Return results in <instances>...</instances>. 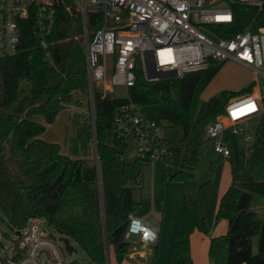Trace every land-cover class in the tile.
Listing matches in <instances>:
<instances>
[{
	"label": "trees",
	"instance_id": "obj_1",
	"mask_svg": "<svg viewBox=\"0 0 264 264\" xmlns=\"http://www.w3.org/2000/svg\"><path fill=\"white\" fill-rule=\"evenodd\" d=\"M234 20L220 33L228 36L249 26L264 25L261 6L234 3ZM92 28V27H91ZM80 16L72 0H61L50 37L52 63L38 44L34 25H26L17 51L0 58V210L12 230L30 218L44 217L55 229L76 241L90 260L105 264L104 242L121 263L129 241L125 239L130 213L139 212L141 201L132 198V184L142 179L145 159L129 156L126 139L112 126L116 107L126 102L156 105L167 127L180 128L170 137L169 152L160 165V180H178L182 206L165 264H194L190 236L205 226L195 171L200 160L206 125L224 113L238 92L221 90L202 100L201 91L220 66L147 82L140 74L127 88V98L95 95V149L98 161L71 158L55 142L40 136L75 93L87 92L85 51ZM37 115L43 121L36 119ZM264 160V143L255 130L246 152L230 162V183L220 197L216 222L224 219V234L210 237V264H264V216L251 209L255 195L264 194V181L254 168ZM206 230V228H205ZM258 250H252V237Z\"/></svg>",
	"mask_w": 264,
	"mask_h": 264
},
{
	"label": "built area",
	"instance_id": "obj_2",
	"mask_svg": "<svg viewBox=\"0 0 264 264\" xmlns=\"http://www.w3.org/2000/svg\"><path fill=\"white\" fill-rule=\"evenodd\" d=\"M60 1L0 0V58L17 51L26 25L32 24L45 59L52 63L50 37ZM72 2L80 16L85 51L88 106L85 115L90 116L94 130L96 94L114 96L113 89L118 86L127 90L135 83L137 74L147 82H154L181 78L232 61L249 70L253 79L249 89L227 101L221 117L206 125L205 139L225 158L232 154L225 131L251 139L249 122L264 113V25L250 23L228 36L220 34L225 29L215 26L233 22L234 3L259 7L264 0ZM127 97L126 93L123 98ZM167 125V120L146 117L140 106L132 102L117 106L112 116L116 135L134 142L133 154L122 157L145 159V166L152 170L157 162L164 163L168 155L169 142L164 135ZM44 223L54 229L56 236L48 232ZM13 230V236L5 244L0 243V264H42V258L54 264H71L61 252L64 243L60 234L44 217L30 218L21 228ZM126 235L136 237L144 247L153 246L158 239V226L152 214L147 220L130 213ZM104 257L108 264V254Z\"/></svg>",
	"mask_w": 264,
	"mask_h": 264
},
{
	"label": "rangeland",
	"instance_id": "obj_3",
	"mask_svg": "<svg viewBox=\"0 0 264 264\" xmlns=\"http://www.w3.org/2000/svg\"><path fill=\"white\" fill-rule=\"evenodd\" d=\"M252 79L253 75L249 70L232 61H227L220 65L215 76L201 91L200 98L202 100L208 99L221 90L238 92L242 88L248 87ZM126 91L124 87L118 86L114 87L113 94L116 97H124L126 96ZM241 93H236L229 99ZM86 99L87 93H75L71 103L59 112L52 124L46 126L45 131L40 137L45 141L57 143L60 147V152L71 158H85L96 163L98 158L95 149V134L89 119L90 116L85 115L88 108ZM79 101L82 102L80 105H78ZM140 112L155 121L160 120L159 109L156 105L140 106ZM221 116L222 114L218 115L216 119ZM36 119L43 121L41 115H37ZM255 130L264 143V113L258 119H252L249 122V133L253 135ZM164 135L167 139L178 137L181 135V129L167 127L164 130ZM224 135L229 139L232 155L225 158L214 151L211 143L206 142L201 147L200 160L195 171L196 181L199 185L200 214L205 217V226L201 230L198 228L194 229L190 236V252L194 264H209L208 244L210 237L226 232V220L221 219L216 222L219 200L230 183V162L236 159L239 152H246V148L251 143L253 137L246 140L242 136L233 135L229 131H225ZM128 143L130 145L128 153L132 155L134 152V142L130 140ZM253 176L256 180L264 181V160L254 168ZM131 194L134 200L141 201L142 208L139 211L141 214H144L147 208V212L150 211L151 203L155 204L154 221H157L158 214H162L163 212L166 214L174 212V215L176 213L178 219L182 206V186L178 180H166L164 182L160 180L159 162L155 164L153 170L147 166L144 167L142 179L132 184ZM251 209L256 213L258 218L264 216V194L255 195L251 202ZM139 212L132 214L141 216ZM144 218L148 220L149 216ZM3 219L4 215L0 210V243L5 244L9 240V237L13 236L14 230L8 227ZM44 225H46L48 232L56 236L52 227L46 223ZM125 239L129 241V246L121 263L116 261L113 250L104 242V256L108 254V264H138V262L145 260L143 256L141 257V252L149 254L146 255V261H148L146 264H165L167 259L165 261L158 260L157 252L151 255L155 252L152 246L144 247L136 237L127 236L126 234ZM70 244L75 249V252H72L71 255L63 247L61 248L64 260L67 263L100 264L90 260L87 253L76 241L71 240ZM252 250L254 253L258 250L257 236L252 237ZM41 263L54 264L52 260L47 258H42Z\"/></svg>",
	"mask_w": 264,
	"mask_h": 264
},
{
	"label": "crops",
	"instance_id": "obj_4",
	"mask_svg": "<svg viewBox=\"0 0 264 264\" xmlns=\"http://www.w3.org/2000/svg\"><path fill=\"white\" fill-rule=\"evenodd\" d=\"M155 207H156L155 204L151 203L149 212H147L148 211V208H147L144 214H141L140 212L139 213L143 217H147V216L150 217L151 214L153 217ZM176 219H177L176 213L174 215V212L170 214L168 213L166 214L165 212H163L162 214H158L157 221H154L158 226V239H157V242L152 246L155 252H153L151 255H154V253L157 252L158 257H159L158 260L161 259L165 261L168 258L170 245H171V238L173 234V227H174V223ZM146 255H149V254H146L145 252H141V257L143 256L145 260H142V262H138V264L148 263V261H146Z\"/></svg>",
	"mask_w": 264,
	"mask_h": 264
},
{
	"label": "water",
	"instance_id": "obj_5",
	"mask_svg": "<svg viewBox=\"0 0 264 264\" xmlns=\"http://www.w3.org/2000/svg\"><path fill=\"white\" fill-rule=\"evenodd\" d=\"M57 232L60 234V239L64 243V248L65 250L70 253V252H75L74 247L70 244V239L68 236H65L60 230H57Z\"/></svg>",
	"mask_w": 264,
	"mask_h": 264
},
{
	"label": "snow or ice",
	"instance_id": "obj_6",
	"mask_svg": "<svg viewBox=\"0 0 264 264\" xmlns=\"http://www.w3.org/2000/svg\"><path fill=\"white\" fill-rule=\"evenodd\" d=\"M147 235H148V234L146 233V234H145V237H146V238H147Z\"/></svg>",
	"mask_w": 264,
	"mask_h": 264
},
{
	"label": "clouds",
	"instance_id": "obj_7",
	"mask_svg": "<svg viewBox=\"0 0 264 264\" xmlns=\"http://www.w3.org/2000/svg\"><path fill=\"white\" fill-rule=\"evenodd\" d=\"M133 230H135V228Z\"/></svg>",
	"mask_w": 264,
	"mask_h": 264
}]
</instances>
